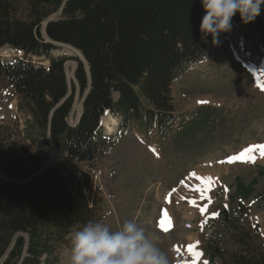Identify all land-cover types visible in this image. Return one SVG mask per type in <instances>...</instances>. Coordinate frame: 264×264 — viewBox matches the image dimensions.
I'll return each mask as SVG.
<instances>
[{
  "label": "trees",
  "instance_id": "trees-1",
  "mask_svg": "<svg viewBox=\"0 0 264 264\" xmlns=\"http://www.w3.org/2000/svg\"><path fill=\"white\" fill-rule=\"evenodd\" d=\"M26 3L27 18L20 19L12 12L11 0H0V48L8 45L23 52L22 58L0 57V75L25 102L41 134L48 135L67 157L83 162L95 160L111 139L99 124L105 112L119 116L118 134H124L131 122L140 121L146 128L155 127L161 137H170L177 121L172 82L192 64L210 56L217 39L232 33L231 21V29L220 32L215 43L211 34L203 37L201 0ZM58 9L61 17L42 26ZM234 18L264 41V4L247 24L239 13ZM56 43L78 50L84 63L76 55L51 53L59 48ZM30 55L44 57L48 65L33 63ZM68 59L75 61L80 95L86 93L75 125L67 122L75 90L71 82L68 95ZM3 143L0 140L1 264H57L58 246L68 241L70 232L100 218L97 201L90 197L92 179L87 174L81 179L64 173L56 165L40 168L35 174L39 160L34 155L25 159L17 148L9 144L5 148ZM256 183L257 176L248 184L239 178L235 183L236 213L249 221L242 199ZM226 225L236 247L228 250L208 242L211 263L217 258L219 264H264V240L258 236L255 240L232 219Z\"/></svg>",
  "mask_w": 264,
  "mask_h": 264
},
{
  "label": "rangeland",
  "instance_id": "rangeland-1",
  "mask_svg": "<svg viewBox=\"0 0 264 264\" xmlns=\"http://www.w3.org/2000/svg\"><path fill=\"white\" fill-rule=\"evenodd\" d=\"M11 2L16 17L26 19V0ZM59 17L61 9L50 14L42 26ZM232 21L231 35L219 40L210 56L192 64L172 83L177 121L170 137H161L155 127L146 128L140 121L131 122L123 135H117L119 116H113L116 119L111 132L108 129L112 125L103 115L101 127L111 139L95 160L83 162L64 154L56 162L47 164L48 135L41 134L25 102L0 75L1 142L5 148H17L25 159L29 154L34 155V160H39L35 174L40 168L51 165L81 179L87 174L92 179L90 197L97 201L98 221L116 230L124 221L134 220L146 234L158 238V246L168 254L170 264L191 262L194 257L187 251L190 244H195L196 251L202 253L196 264H219L217 258L211 263L208 242L228 250L236 247L228 234L227 222L218 219L221 209L227 210L234 225L244 226L255 240L256 236L264 240V156L257 151L255 162H219L249 145L264 143V88L261 87L264 84V41L237 20ZM57 46L59 48L51 53L80 54L70 47ZM14 54L19 55L8 47L0 51L1 56L9 59ZM28 58L33 63L47 65L44 57L30 55ZM78 58L84 63L81 54ZM74 69L75 61L68 59L65 62L68 95L72 93L71 82L75 86L67 117L70 125L78 121L86 94L79 93ZM260 169L262 174H257ZM191 172L199 177H211L210 188L203 193L197 190V186L205 188L207 185L190 176ZM255 176L254 190L242 199L249 221L236 213L239 200L235 183L239 178L248 184ZM192 200L196 201L195 206L190 203ZM205 206L207 211L202 214L200 208ZM163 210L173 222L167 232L158 226ZM67 240L58 246L57 264H68L69 235ZM176 247L180 248L179 252Z\"/></svg>",
  "mask_w": 264,
  "mask_h": 264
},
{
  "label": "clouds",
  "instance_id": "clouds-1",
  "mask_svg": "<svg viewBox=\"0 0 264 264\" xmlns=\"http://www.w3.org/2000/svg\"><path fill=\"white\" fill-rule=\"evenodd\" d=\"M203 37L213 43L220 32L231 29L232 18L240 14L243 23L253 21L264 0H201ZM202 37V38H203ZM158 238L146 234L134 220H126L116 230L100 221L89 220L69 234L68 264H170L168 254L158 246Z\"/></svg>",
  "mask_w": 264,
  "mask_h": 264
},
{
  "label": "snow or ice",
  "instance_id": "snow-or-ice-1",
  "mask_svg": "<svg viewBox=\"0 0 264 264\" xmlns=\"http://www.w3.org/2000/svg\"><path fill=\"white\" fill-rule=\"evenodd\" d=\"M261 87L264 88V84H262ZM200 103H205V101H200ZM257 151L259 152L260 156H264V143L249 145V146L243 148L240 152H238V153H236L234 155L228 156L226 158V161H219V162L220 163H224V162L232 163V162H235V161H244V162L251 161V162H255L254 153L257 152ZM189 175L193 176V177H196L199 180L204 181L205 184L207 185V187H205V188H200L199 186H197V190H199V191H201L203 193V192L207 191V188H210L211 183H212V178L211 177H199V176H197V174L195 172H191V173H189ZM181 183H184V181H181ZM173 191H175V189H173ZM170 196H171V193H169V197ZM166 199H168V197H166ZM190 203L193 204L194 206L196 205V201L195 200L190 201ZM200 211H201L202 214L205 213L207 211L206 206L205 207H201ZM212 215L214 216V215H216V213H213ZM158 226L165 232H167L170 229V227L172 226L171 225V219L168 216V213H167L166 210H163L162 217H161V219L158 222ZM201 226L203 227V222H202ZM176 251L179 252L180 248L176 247ZM187 251L189 253H191L192 256L195 259H193L191 262L181 261L180 264H196V260L199 259V257L202 255V253L196 251V245L195 244L188 245ZM205 264H207V262H205Z\"/></svg>",
  "mask_w": 264,
  "mask_h": 264
},
{
  "label": "bare ground",
  "instance_id": "bare-ground-1",
  "mask_svg": "<svg viewBox=\"0 0 264 264\" xmlns=\"http://www.w3.org/2000/svg\"><path fill=\"white\" fill-rule=\"evenodd\" d=\"M83 60H84V59H83ZM105 115L107 116V119L110 121V123H108V124L112 125V127H110V128L108 129L109 131H111V130L113 129V125L115 124V119H116V118L114 119V117L111 116V115L108 114V113L105 114ZM114 128H115V127H114ZM111 132H112V131H111ZM170 200H171V199H170ZM170 203H171V202H170ZM170 203H169V204H170ZM171 219H172V218H171ZM173 220H174V219H173ZM173 220H172V221H173ZM172 223H173V222H171V225H172Z\"/></svg>",
  "mask_w": 264,
  "mask_h": 264
},
{
  "label": "water",
  "instance_id": "water-1",
  "mask_svg": "<svg viewBox=\"0 0 264 264\" xmlns=\"http://www.w3.org/2000/svg\"><path fill=\"white\" fill-rule=\"evenodd\" d=\"M59 45H63V44H59ZM219 218L222 219V220H227L228 219L226 210L223 209V210H221L219 212Z\"/></svg>",
  "mask_w": 264,
  "mask_h": 264
}]
</instances>
